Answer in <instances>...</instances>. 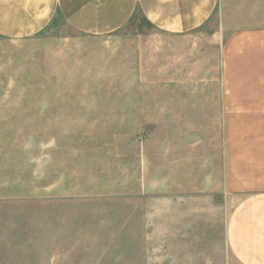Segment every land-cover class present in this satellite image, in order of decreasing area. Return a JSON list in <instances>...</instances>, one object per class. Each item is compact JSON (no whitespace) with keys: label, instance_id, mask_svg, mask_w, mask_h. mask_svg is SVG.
Segmentation results:
<instances>
[{"label":"rangeland","instance_id":"rangeland-1","mask_svg":"<svg viewBox=\"0 0 264 264\" xmlns=\"http://www.w3.org/2000/svg\"><path fill=\"white\" fill-rule=\"evenodd\" d=\"M264 131V0L182 35L136 14L0 37V264H239L230 132Z\"/></svg>","mask_w":264,"mask_h":264},{"label":"crops","instance_id":"crops-1","mask_svg":"<svg viewBox=\"0 0 264 264\" xmlns=\"http://www.w3.org/2000/svg\"><path fill=\"white\" fill-rule=\"evenodd\" d=\"M221 0H0V37L29 38L56 17L86 36H104L140 14L154 28L187 34L208 22ZM221 186L231 209L225 243L239 264H264V131L230 132Z\"/></svg>","mask_w":264,"mask_h":264}]
</instances>
